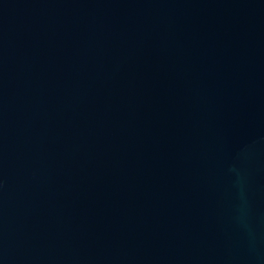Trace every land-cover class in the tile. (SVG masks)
Segmentation results:
<instances>
[{
    "label": "water",
    "instance_id": "obj_1",
    "mask_svg": "<svg viewBox=\"0 0 264 264\" xmlns=\"http://www.w3.org/2000/svg\"><path fill=\"white\" fill-rule=\"evenodd\" d=\"M0 264H264V0H0Z\"/></svg>",
    "mask_w": 264,
    "mask_h": 264
}]
</instances>
